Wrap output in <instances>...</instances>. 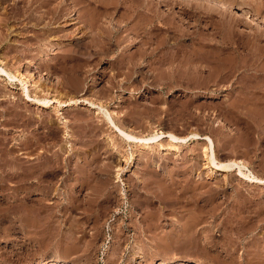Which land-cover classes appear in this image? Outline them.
Masks as SVG:
<instances>
[{
    "label": "rangeland",
    "instance_id": "obj_1",
    "mask_svg": "<svg viewBox=\"0 0 264 264\" xmlns=\"http://www.w3.org/2000/svg\"><path fill=\"white\" fill-rule=\"evenodd\" d=\"M53 1L75 19L63 17L47 34L19 17L22 0H0V170L12 172L17 156L22 168L56 174L30 193L25 179L0 177V264H208V242L218 244L212 264L264 259V184L250 179V167L264 177V0ZM169 35L172 43L182 35L185 57L203 43L200 67L183 55L173 77L159 62L150 60L147 76L129 66ZM39 77L37 95L53 107L35 96ZM99 103L139 140L123 139ZM80 180L89 188L79 191ZM99 189L111 201L86 222L79 212ZM74 201L83 204L72 212ZM154 221L163 225L153 232ZM182 227L186 240L172 250L149 247Z\"/></svg>",
    "mask_w": 264,
    "mask_h": 264
},
{
    "label": "bare ground",
    "instance_id": "obj_2",
    "mask_svg": "<svg viewBox=\"0 0 264 264\" xmlns=\"http://www.w3.org/2000/svg\"><path fill=\"white\" fill-rule=\"evenodd\" d=\"M7 1V0H6ZM20 1V0H19ZM52 1L53 0H22V2H24V6H20L21 8H23V10L21 11V13H19V17L20 16H24V18H27V19H29V21H35V23L33 24L35 27H38V28H35V29H44L45 30V32L48 34L49 32H52V30L54 29L53 27H51V26H53L54 24H56V23H58V22H60V20L63 18V17H68L67 19H70V20H73L74 21V19H75V17H74V15H72V13L70 12H68L67 11V7H66V5H61L60 3L59 4H57V5H55V4H53L52 3ZM161 1H163V3L165 2V4L167 3V4H169V3H171L173 0H161ZM228 3V1L227 0H210V3H211V5L212 4H214V3H216V4H221L222 2V5H225L224 3H226V2ZM54 2V1H53ZM110 2V1H109ZM174 2V1H173ZM200 2V1H199ZM20 2H16L15 1V5H17L18 6V4H19ZM197 3H198V1H197ZM205 3V2H204ZM208 4H209V1L207 2ZM34 4H36V6H35V8L34 9H31V7L34 5ZM116 4V3H115ZM166 4V5H167ZM189 4V3H188ZM229 4H230V2H229ZM171 5V4H170ZM192 5V4H191ZM194 5V4H193ZM196 5V4H195ZM198 5V4H197ZM154 6V5H153ZM173 6V5H172ZM226 6V5H225ZM227 6H229V5H227ZM220 7V6H219ZM231 7V6H230ZM144 8H146V9H148V10H152L151 9V7L150 6H146V5H144ZM213 8V7H212ZM18 9V8H17ZM215 9V8H214ZM243 10V9H242ZM108 11V10H107ZM94 12V11H93ZM160 13V12H159ZM130 15V14H129ZM161 15V14H160ZM244 17H245V19H251V16H252V13L250 14L249 12H243V14H242ZM26 16V17H25ZM159 16V15H158ZM162 16V15H161ZM255 16V15H254ZM17 18L18 20H20L21 18ZM160 17V16H159ZM256 17H257V14H256ZM255 17V18H256ZM260 17V16H259ZM262 17V16H261ZM23 19V18H22ZM166 19V18H165ZM103 20V19H102ZM253 20V19H252ZM73 21H70V22H73ZM166 21V20H165ZM255 21V20H254ZM260 22H258V23H261V24H263L264 25V17H262V18H260V20H259ZM256 22H257V20H256ZM250 23V22H249ZM42 24H44L43 26H42ZM57 26V25H56ZM56 26H55V28H56ZM172 23H170L169 24V26H168V28H167V31H169V32H172L171 30H172ZM12 26H10V28H11ZM29 27V26H28ZM9 28V27H8ZM13 28V27H12ZM11 28V29H12ZM53 28V29H52ZM162 29V28H161ZM4 30V29H3ZM55 30V29H54ZM153 30V29H152ZM14 33V32H13ZM187 34V33H186ZM175 36V35H174ZM182 36V35H181ZM180 36V37H181ZM153 37V36H152ZM159 37V36H158ZM171 35H169V36H167V38H166V40H163V41H160V42H158L155 46H153V47H147V49H145L144 50V52H143V54H142V56H140L139 58H137L136 59V61H138V62H132V64H130L129 66H134V65H137V66H139V65H141L140 67H141V70H140V72H141V75L142 76H147V74H148V70L147 71H145L144 70V68H145V66L146 65H148L149 63H150V60L152 61L151 63L153 64V62L155 63V62H159V65H158V68H160V67H162L161 68V72L164 74L166 71H168V74L170 75V76H172L173 77V74H174V71H176L173 67H175L176 68V64L174 65V62H175V60H177L179 57L181 58L182 57V55H183V57L182 58H184V60H186L185 58L188 56V58H189V62H188V60H187V62L189 63L188 64V66L190 65V66H192L193 68L195 67V68H198V67H200V58H198L199 57V54H200V52H201V50L203 49V47H204V45H203V43H197V44H195V45H192L191 47H192V51H190V50H188V51H190L191 52V56L188 54L186 57L184 56V51H185V49H186V46L185 45H183L181 42H179L180 40H179V38L180 37H178V38H175V40L177 41L176 43H172L171 42ZM40 38V37H39ZM38 38V39H39ZM165 38V37H164ZM174 38V37H173ZM50 40V39H49ZM150 40V39H149ZM179 40V41H178ZM102 43V42H101ZM150 43V42H149ZM212 48H216V46H212ZM211 48V49H212ZM219 48V47H218ZM188 49V48H187ZM187 49H186V51H187ZM214 50H217V49H214ZM213 51V50H212ZM193 52V53H192ZM216 52H218V51H216ZM188 53V52H187ZM213 53V52H212ZM219 53V52H218ZM216 56V55H215ZM179 58V62H182L181 64H184V62L183 61H180L181 59ZM187 58V59H188ZM216 58V57H215ZM126 59V58H125ZM199 59V60H198ZM217 59V58H216ZM89 60V59H88ZM129 62H131V61H129ZM178 62V64H180ZM186 62V61H185ZM127 63H128V61H127ZM77 64V63H76ZM144 64V65H143ZM167 65L168 64V66L165 68V66L164 65ZM178 64H177V67H178ZM180 64V65H181ZM78 65V64H77ZM95 65V64H94ZM143 65V66H142ZM151 64H149L148 66H150ZM74 66V65H73ZM85 66V65H84ZM126 66V65H125ZM136 66V67H137ZM152 66V65H151ZM164 66V67H163ZM185 66V65H184ZM82 67V66H81ZM135 67V68H136ZM130 68V67H129ZM152 68V67H151ZM151 68H149L150 70H151ZM156 68V67H155ZM180 68V67H179ZM190 68V67H189ZM48 69V68H47ZM81 69V68H80ZM134 69V68H133ZM168 69V70H167ZM186 69V68H185ZM188 69V68H187ZM1 70H2V74L3 75H8V72L6 71V69L4 68V67H1ZM121 70V69H120ZM129 70V69H128ZM132 70V67L130 68V71ZM153 70H155L154 68H153ZM158 71L160 70V69H157ZM174 70V71H173ZM197 70V69H196ZM152 71V70H151ZM160 72V71H159ZM176 73V72H175ZM199 74V73H198ZM16 77H19V76H21L22 78H23V80H27L28 81V78L27 77H25L24 76V74L23 73H21V71H19V70H17V73H15L14 74ZM164 75H167V72H166V74H164ZM197 75V74H196ZM163 76V75H162ZM175 76V75H174ZM171 77V78H172ZM71 79V78H70ZM141 82V81H140ZM44 83H43V81H42V79L39 77V79H37V80H35L34 81V84L32 85L33 86V89L35 90V92H36V94H35V96H37L36 98L38 99V102L40 103V104H44L46 107H53L51 104H49V103H43L44 101L42 100V98L39 96V94L37 95V93H40V92H43L44 91V85H43ZM76 84V83H75ZM167 84V83H166ZM252 85V84H251ZM34 92V91H33ZM42 94V93H41ZM24 96H25V98L26 99H31L32 98V94H31V90L29 89V88H27L26 89V91H25V93H24ZM44 97V96H43ZM44 98H47L46 96L44 97ZM83 98V97H82ZM81 98V99H82ZM60 98H58V97H54V99H53V101H58ZM84 100H88V98H86V97H84ZM46 102V101H45ZM238 103V102H237ZM92 104L94 105V104H96V102H92ZM63 106H69L68 105V103H64V105ZM94 106H96V105H94ZM97 106H99V110H98V114H102L103 116H105V118L112 124L111 126H113L115 129H116V131L117 132H119L124 138L123 139H126L127 140V142H129V143H133L134 141H138L139 139L134 135V134H132V133H130L129 131H126L125 129H123V128H121V127H119L118 126V124L116 123V121L114 120V119H112V114H111V112L109 111V109L106 107V105L105 104H100L99 103V105H97ZM55 110H57L58 112H61V108H59V107H55ZM61 118V117H60ZM59 118V119H60ZM194 136L195 137H197L198 136V134L197 133H195L194 134ZM149 138H147V137H145L144 138V144H143V148H148V149H150L151 150V148H153V146H151V145H149V143H148V140ZM31 144V143H30ZM4 145H6V144H4ZM29 145V144H28ZM33 145V144H32ZM159 146V145H158ZM162 146V145H161ZM33 148V147H32ZM163 148V147H162ZM166 149V148H165ZM172 149V148H171ZM173 149L174 150H178V146H174L173 147ZM28 150H30V149H28ZM207 150H208V152H206L207 153V158H208V160L209 161H212L215 157L214 156H212L211 154H209V147H207ZM24 152H21V154H23ZM31 153V152H30ZM33 153V152H32ZM62 155V154H61ZM12 158V162H14L15 164L13 165V164H11V170H13L12 172H8V173H4V171L3 170H0V177H1V179L2 180H7L6 178L8 177V176H10V178L12 179H14V178H18V179H22L21 181H24L23 179H25L26 180V189L28 190H26L28 193H30L31 192V190H32V188L34 189V187H32V186H42L43 184H42V182H43V180H44V178L46 177L47 178V176H52L51 178H54V177H56V174H54V173H50L49 171H43V170H41L42 169V167H41V169L39 168V166H37V168H39L38 170L40 171V172H38L37 170H36V168L35 169H31L29 166H27V167H25V168H22V165L20 164V162H19V158L17 157V156H13V157H11ZM21 160V159H20ZM219 161V160H218ZM220 162V161H219ZM23 164H24V162H23ZM40 164V163H39ZM43 164V163H42ZM42 164H41V166H42ZM235 164H237L236 162H234L233 164H228L227 162L226 163H222L221 162V164H219V165H221V166H224V167H227V166H229V168H234V165ZM38 165V164H37ZM46 165V164H45ZM25 166V165H24ZM23 166V167H24ZM35 167V166H34ZM33 167V168H34ZM81 168V167H80ZM87 168V167H86ZM44 173H43V172ZM85 171V170H84ZM37 172H38V174H37ZM86 172V171H85ZM88 172V171H87ZM81 173H82V171H81ZM89 173V172H88ZM7 174V175H6ZM9 174V175H8ZM86 174V173H85ZM93 174V173H92ZM245 174V177H247V172L246 173H244ZM79 175H81V174H79ZM78 175V176H79ZM88 175V174H87ZM95 175V174H94ZM89 176H90V174H89ZM92 176V175H91ZM91 176H90V178H91ZM100 176V175H99ZM93 177V176H92ZM45 178V179H46ZM79 178V177H78ZM77 178V179H78ZM80 178H81V176H80ZM82 178H84V176L82 177ZM99 178V177H98ZM0 179V180H1ZM85 179H86V177H85ZM87 179L89 180V178L87 177ZM87 179H86V182H87ZM102 179V178H101ZM250 179H252V182H256V183H260V184H264V177L263 176H260L259 174H257L256 172H254L252 169H251V167H250ZM109 180V179H108ZM17 181H19V180H17ZM46 181V180H45ZM44 181V182H45ZM47 181H48V178H47ZM5 182V181H4ZM7 182V181H6ZM25 182V181H24ZM24 182H21V183H24ZM73 182V181H72ZM79 182V181H78ZM3 184V181L2 182H0V184ZM106 183V182H105ZM21 185V184H20ZM45 185V184H44ZM43 185V186H44ZM87 184L85 183V181L84 180H80V183H79V186H80V189H79V191L81 190V189H84L85 187H87L86 186ZM89 185L90 184H88V187L87 188H89ZM106 184H104V186H105ZM3 186V185H2ZM16 186V185H15ZM47 186H48V184H47ZM103 186V184H102V187H104ZM18 187H20V186H18ZM18 187H17V189H18ZM22 187H24L23 185H22ZM45 187V186H44ZM43 187V188H44ZM101 187V186H100ZM15 188V187H14ZM106 188H108V187H106L105 186V189ZM20 189V188H19ZM24 190H25V187L23 188ZM100 189H103V188H100ZM99 189V190H100ZM105 189L103 190V191H105ZM35 190V189H34ZM37 190V189H36ZM18 191V190H17ZM101 192H97V194H96V197H91V198H89V199H87V201L86 200H84V201H86V202H84L85 203V206L83 205V208H82V210L83 211H81V212H79V213H82V215H83V217L84 218H86L87 217V219H86V222H90L91 221V219L93 220H96V219H99V217H100V215H101V213L103 212V210L104 209H102V207H103V204L107 201V202H109L108 201V199H109V196H105V197H103L102 198V195H105L106 193L105 192H103L102 190H100ZM107 192V191H106ZM109 193V192H108ZM174 194V193H173ZM55 195V194H54ZM27 196V195H26ZM111 196V195H110ZM82 197V196H81ZM78 200H80V202H81V200H83V198L81 199L80 198V196H78ZM126 199H127V196L125 197ZM25 199V198H24ZM28 201L30 202V201H34V198H32L31 196H28ZM39 199V198H38ZM40 200V199H39ZM110 200V199H109ZM35 201H37V200H35ZM71 201V200H70ZM69 201V202H70ZM111 201V200H110ZM32 203V202H31ZM82 204L83 203H76L75 201L74 202H72V205H71V207H69L70 208V210L73 212V211H77V209H81V206H82ZM127 204V203H126ZM147 204V203H146ZM32 205V204H31ZM169 205V204H168ZM67 207V206H66ZM106 208V207H105ZM216 209V208H215ZM37 210V209H36ZM101 210H102V212H101ZM207 210H209V209H207ZM117 211H118V209H117ZM51 215V214H50ZM102 215H104V213H102ZM91 217V218H90ZM106 217V216H105ZM159 219V218H158ZM232 219V218H231ZM234 220V219H233ZM96 221H98V220H96ZM159 221V220H158ZM85 222V223H86ZM182 223V222H181ZM210 223V222H209ZM149 224V223H148ZM163 224H161V223H158V222H151L150 223V225H149V227L147 226V229H150V230H152L153 232H154V230H156L157 228H159L160 226H162ZM79 227H83V226H79ZM128 227H130V225L128 226ZM183 228V227H182ZM181 228V229H182ZM78 229H80V228H78ZM146 229V230H147ZM174 230L173 231V233H169L170 235L168 236L167 235V233H166V235L165 234H163V237L164 236H166L165 238H163V239H166L167 238V236H168V239L166 240V241H163L164 243H158V244H150L149 245V247L154 251V250H156V252L157 253H159V252H162V251H170V250H172L174 247H176V246H174L176 243H180L181 241L180 240H184V238H185V240H186V235H187V233L186 232H184L186 229H182V230ZM75 230V229H74ZM162 230V229H161ZM172 230V229H171ZM76 231V230H75ZM159 232V231H158ZM70 233V232H69ZM74 235H75V232L73 233ZM154 234V233H153ZM67 235H69V234H67ZM160 235V234H159ZM239 235V234H238ZM70 237L71 236H73V235H69ZM83 236V235H82ZM82 236H76V238H74L75 240H77V242H79L81 239H83L82 238ZM155 236H156V234H155ZM156 237H159V236H156ZM73 238V237H72ZM160 238H162V234H161V237ZM68 239V238H67ZM155 239V238H154ZM159 239V238H158ZM69 240V239H68ZM72 242H74L73 240H72ZM157 242H160V241H157ZM207 242V241H206ZM70 243V242H69ZM152 243V242H151ZM183 243H185V242H183ZM212 243V244H211ZM72 244V243H71ZM181 244V243H180ZM208 244H211L210 246H207L208 247V249L206 248V252H205V259H208V264H212V262H214L215 260H216V257H215V259L213 258V255H216L217 254V252H218V244L217 243H215V242H208ZM207 245V244H206ZM178 246V245H177ZM215 248V249H214ZM236 249V248H235ZM234 249V250H235ZM144 250V249H143ZM151 250V251H152ZM135 252V251H134ZM202 252V251H201ZM221 253V252H220ZM156 254V253H155ZM232 254V253H231ZM218 255L219 254H217V257H218ZM144 256V251H142V250H140V254L138 255V257H143ZM231 256V255H230ZM220 257V256H219ZM174 258V257H173ZM232 258V257H231ZM238 258V257H237ZM134 259V258H133ZM135 260V259H134ZM142 260H143V258H142ZM146 260V259H145ZM248 260V259H247ZM137 261V260H136ZM135 261V262H136ZM175 261V260H174ZM181 261V260H180ZM173 262V261H172ZM184 262V261H183ZM183 262H181V264L183 263ZM168 263V262H167ZM171 263V262H170ZM169 263V264H170ZM174 263V262H173ZM204 263H206L205 261H204ZM203 262H199V264H204ZM247 263L249 264L250 263V260L249 261H247ZM196 264V263H195ZM215 264V263H214ZM217 264V263H216ZM255 264H264V259H262V260H260V261H258V262H256Z\"/></svg>",
    "mask_w": 264,
    "mask_h": 264
}]
</instances>
